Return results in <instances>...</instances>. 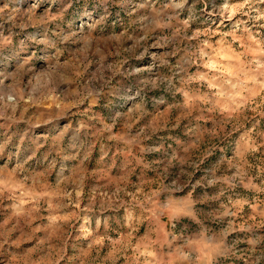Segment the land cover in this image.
<instances>
[{"label": "rangeland", "instance_id": "obj_1", "mask_svg": "<svg viewBox=\"0 0 264 264\" xmlns=\"http://www.w3.org/2000/svg\"><path fill=\"white\" fill-rule=\"evenodd\" d=\"M0 264H264V0H0Z\"/></svg>", "mask_w": 264, "mask_h": 264}]
</instances>
